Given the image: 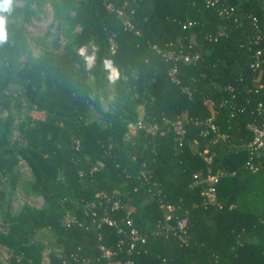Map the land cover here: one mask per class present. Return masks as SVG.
<instances>
[{"label": "trees", "instance_id": "1", "mask_svg": "<svg viewBox=\"0 0 264 264\" xmlns=\"http://www.w3.org/2000/svg\"><path fill=\"white\" fill-rule=\"evenodd\" d=\"M54 8L40 59L12 65L8 26L0 44V183L9 173L15 184L22 158L29 191L45 202L6 210L9 264L45 255L50 264H105L101 245L134 264H264V146L249 147L264 120V0H55ZM67 21L79 31L63 42ZM187 52L197 60L178 56ZM107 58L118 77L104 110L91 94L107 83ZM13 108L24 118L10 140ZM208 173L220 174L214 200L195 177Z\"/></svg>", "mask_w": 264, "mask_h": 264}, {"label": "rangeland", "instance_id": "2", "mask_svg": "<svg viewBox=\"0 0 264 264\" xmlns=\"http://www.w3.org/2000/svg\"><path fill=\"white\" fill-rule=\"evenodd\" d=\"M55 0H14L12 12L4 13L9 27L8 32L15 39L18 46L16 56L11 58L13 66L26 65L42 57L44 47L48 45L46 39L48 29L54 19ZM79 31V26L72 21L64 23L62 40L70 42L72 36ZM17 35V38L15 36ZM8 60V58H7ZM9 60L7 61V63ZM107 83L104 86L95 85L92 98L99 99L100 105L104 110H108L115 98L114 80L107 77ZM91 81V80H90ZM15 92L21 90L20 86L11 85ZM13 123L10 126L8 136L13 140L18 132V126L24 118L22 111L13 108ZM0 116L5 118L7 111L0 109ZM99 114L94 111L90 117L93 119ZM16 182L12 184L9 173L2 175L0 183V230H5L9 224L6 219V210L11 214L17 213L25 202H30L37 206H44L45 202L39 195L29 191V182L33 179L32 171L27 162L22 158L14 167ZM70 218L69 216L66 217ZM48 234V235H47ZM45 239L48 249L55 243V236L47 233ZM47 249V250H48ZM46 250V252H47ZM10 252L8 248L0 244V264H9ZM41 264H50L49 257L44 256Z\"/></svg>", "mask_w": 264, "mask_h": 264}, {"label": "built area", "instance_id": "3", "mask_svg": "<svg viewBox=\"0 0 264 264\" xmlns=\"http://www.w3.org/2000/svg\"><path fill=\"white\" fill-rule=\"evenodd\" d=\"M207 4H213L215 0H206ZM169 56L173 55V52L168 53ZM178 56L182 57L184 61L186 62H194L197 60L199 54L198 53H191L187 52L185 54H179ZM86 59L88 63H92L93 61V55H87ZM105 67L109 70L108 76L111 80H114L118 77V70L117 67L114 65L113 61L110 58H107L104 60ZM176 68L171 69V74L175 72ZM214 128V126L212 125ZM182 130L181 128H179ZM254 137L252 141L249 144V147L252 150L263 147L264 146V120L261 124L254 126ZM220 174L218 173H208L205 176H201L200 174H195V177L199 183L202 184V194L208 199V200H214L215 198V183L218 179ZM170 207V206H169ZM102 220L107 221L109 224H115V222L108 217L104 216ZM126 222L128 224H132L131 218H127ZM186 225V219L180 218L177 222V226L179 229L183 230ZM119 230H121V227H119ZM133 233V239H141L145 240V237H143L138 230L135 228L132 229ZM101 249L103 250V255L106 259L105 264H134L133 260L129 259L126 262H123L119 259H113L114 252L108 248H106L104 245H101Z\"/></svg>", "mask_w": 264, "mask_h": 264}, {"label": "clouds", "instance_id": "4", "mask_svg": "<svg viewBox=\"0 0 264 264\" xmlns=\"http://www.w3.org/2000/svg\"><path fill=\"white\" fill-rule=\"evenodd\" d=\"M14 0H0V44L7 42V19L4 13H11Z\"/></svg>", "mask_w": 264, "mask_h": 264}]
</instances>
